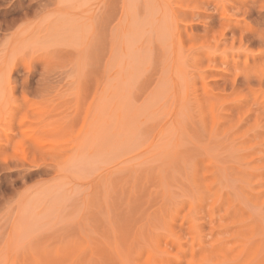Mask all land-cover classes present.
Instances as JSON below:
<instances>
[{
  "label": "rangeland",
  "instance_id": "obj_1",
  "mask_svg": "<svg viewBox=\"0 0 264 264\" xmlns=\"http://www.w3.org/2000/svg\"><path fill=\"white\" fill-rule=\"evenodd\" d=\"M0 264H264V0H0Z\"/></svg>",
  "mask_w": 264,
  "mask_h": 264
}]
</instances>
